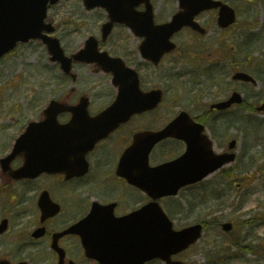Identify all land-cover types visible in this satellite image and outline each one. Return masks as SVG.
<instances>
[{
	"label": "rangeland",
	"instance_id": "rangeland-1",
	"mask_svg": "<svg viewBox=\"0 0 264 264\" xmlns=\"http://www.w3.org/2000/svg\"><path fill=\"white\" fill-rule=\"evenodd\" d=\"M250 1L228 0L236 9L242 8V12H239L241 14L240 27L231 30L228 44H223V56L214 52L203 56L194 53L187 56L190 59L189 63L185 60L176 61L173 66L166 63L158 75H151L149 80L151 82L153 80L154 84L160 85L165 90L164 103L159 111L142 117L137 122L160 128L182 109L189 108L199 115L208 110V103L229 95L234 89L240 91L247 102L245 109L237 110L241 118L252 114L249 112L251 104L264 102L262 79L257 78L260 80L258 86H250L242 83H229L230 78L228 80L226 75H223L222 81L216 80L217 84L214 85L207 82L202 73L210 65L218 62L220 65L222 60L236 59L241 64L237 65L246 66V69L250 71L260 70L264 75L263 43L250 44L244 50L238 48L243 45L248 33L252 40L258 37L264 39V9L260 8L255 0ZM156 6L159 17L165 21L176 10V1L156 0ZM49 14L55 23H63L56 32V36L72 49L80 43V39L93 34L90 32L99 35V24L105 17L104 13L99 10L85 11L82 0H60L50 9ZM251 15L254 20L253 32L246 31V27L243 28V23L245 25ZM66 26L69 27V31H65ZM120 32L117 30L113 35L127 34ZM216 33L217 30L214 28L202 40V44L209 50L217 49L214 45L218 47L222 45L216 38ZM255 33L257 36H252ZM190 36L189 33H184L180 35L179 41L184 43ZM247 51H253L251 57L247 56ZM231 64L228 65L226 62L224 74L228 72L230 75L231 71L227 69V66L231 68ZM50 66L52 67L48 64L46 49L39 42L19 47L0 62V157L1 154L10 150L13 140L30 120L39 116V112L49 100L62 97L66 89L72 86L71 82L66 83L61 79L57 67L50 68ZM77 71L81 75L77 84L80 90L78 93L88 91L90 95H93L92 111L96 112L97 109L105 106V104H99L100 102L109 101L110 97L107 95L111 91L108 90V79L101 75L91 74L86 68H80ZM191 73H197V82L192 81ZM252 117L264 121V115L253 113ZM215 120L218 119L212 118L207 124L215 142L216 151L220 152L231 138L237 139L239 142L237 162L231 166V169L215 173L203 185L183 190L178 197L172 200L171 207L168 206L169 202H166V207L165 202L162 205L173 218L176 227L199 221L209 223L200 242L182 255L184 261H193L198 264H214L218 261H224L221 264H264V133L248 136L245 131L239 130L240 123H233L236 127L229 128V130L227 124L223 128L218 126L212 132L211 126L214 125ZM256 126L255 122L252 123L253 128ZM124 145L125 143L115 142L100 149L95 162L93 179L99 183L103 175H108L109 179L105 182V186L96 188L97 194L117 197L120 192H123L120 202L122 208L124 207L127 211L130 207L137 206L135 201L139 199V193L129 187L121 186L117 178L112 175L113 167L116 161L118 163V157ZM164 155V147H159L153 153L152 160H161ZM186 199L191 200L192 207L187 204ZM77 204L78 199L73 195V187L70 185L65 197L69 219L79 210ZM118 213H121L120 209ZM78 217L70 219L69 223L77 220ZM224 221L234 223L235 229L231 234H224L217 225V222ZM236 240L239 241L240 247L233 246V241ZM73 246L70 241V247ZM71 248V253H78L76 248ZM222 253L229 258L216 256ZM70 256L79 260V254L77 257L71 254Z\"/></svg>",
	"mask_w": 264,
	"mask_h": 264
},
{
	"label": "water",
	"instance_id": "water-1",
	"mask_svg": "<svg viewBox=\"0 0 264 264\" xmlns=\"http://www.w3.org/2000/svg\"><path fill=\"white\" fill-rule=\"evenodd\" d=\"M49 1L55 3L57 0H0V58L12 50L18 42L39 38L48 47L52 55L51 61L60 63L64 73L70 72L72 60L85 63L97 62L98 64L104 62L105 65L109 58L107 59L106 54L98 52L94 37L86 42L85 48L71 58H66L59 40L43 34V32L54 30L50 24H45ZM179 1L181 11L174 15L171 22L160 26L153 25L150 0H85V4L88 9L101 7L107 10L109 21L102 27L104 36L108 35L114 24L125 23L140 35L147 37H152L154 33L161 35L165 42V52L172 50L170 37L183 26H191L194 30L205 33V30L201 29L199 24L194 21V17L203 10L220 7L219 25L221 27L230 26L235 22V11L221 2L212 0ZM143 3H146L148 11L147 14L140 15L135 9L136 6ZM90 47L91 49H89ZM102 59L107 60L101 62ZM123 66L122 64L121 67ZM105 70L113 72L114 81L119 88L114 104L99 116L92 118L87 110L89 102L85 98H82L76 106L52 100L43 111V119L31 121L15 140L9 155L1 159L4 171H11V162L15 158L21 157L23 165L12 172L16 179L35 178L42 173L66 172L70 176L80 174L85 171L86 154L92 150L99 139L106 136L119 124L128 121L134 114L151 110L159 104L162 91L142 92L134 70L124 68L126 79L122 82H118L119 70L112 71L111 67L110 69L105 68ZM233 78L257 84V81L246 72H238ZM242 102L241 94L234 92L228 100L213 106L218 109H226L233 104ZM258 111H264V104L258 107ZM64 112H71L72 118L68 123L61 124L58 121V116ZM183 115L186 114L183 113ZM180 122V120L174 121L159 132L148 131L136 135L133 146L124 156V162L133 158L132 163L136 164L134 151L138 150L141 153L138 164L142 170H146L147 179L142 182L140 173L134 178L129 176V179L130 182L148 191L154 202L123 218H112L114 231L110 234L101 231L95 235L88 230L85 231L87 234L85 247L88 256L100 258L102 264H144L146 260L158 257L164 259L167 264H185L173 261L171 255L198 241L202 235L203 226L197 224L181 231H174L172 222L157 200L162 196L176 195L182 186L200 181L220 167L231 163L235 159V154H215L212 150L213 144L203 137L206 139L204 149L207 159L200 166L191 168L189 165L182 166L181 161L180 163L177 161L150 167L148 156L152 148L157 142L168 136L180 137L181 134L175 127ZM102 124L107 128L100 130L99 126ZM197 130L201 135L203 127L198 125ZM235 146L236 141L234 140L231 142L230 148ZM187 156L183 158L184 161ZM113 207L114 205L111 206V210ZM93 221L94 219L90 224ZM223 227L226 231L232 229L230 223L224 224ZM79 228L80 225L77 224L71 227L68 232L81 233L84 236ZM108 235H111L110 239ZM99 247L100 249H98ZM109 253L115 255L114 262L108 259Z\"/></svg>",
	"mask_w": 264,
	"mask_h": 264
},
{
	"label": "flooded vegetation",
	"instance_id": "flooded-vegetation-1",
	"mask_svg": "<svg viewBox=\"0 0 264 264\" xmlns=\"http://www.w3.org/2000/svg\"><path fill=\"white\" fill-rule=\"evenodd\" d=\"M155 1L156 0H153V3ZM154 9L155 23H161L158 7L156 8L154 5ZM138 10L142 11L143 6L139 7ZM217 17L218 11L210 10L200 14L197 20L200 23L205 22L209 25V21L217 23ZM116 28L120 30L123 26H117ZM116 28L115 30H117ZM185 30L191 31L190 29ZM125 31L127 33L126 35L115 36L112 34L106 38V40H101L100 48L101 50L107 51L113 57H121L128 66L134 67L139 74L141 88L144 90L157 87L153 80L152 82L149 80L151 79V75H158L159 72L163 70L166 63L173 66L178 51L181 53L183 49L193 50L195 48V44L194 46L181 45L175 37L173 39L176 44L175 52L166 54L156 63L143 58L140 54V46L145 38L135 37L128 30ZM192 34L193 36L190 37L192 41L196 40L197 43L201 41L202 37L196 36L194 33ZM78 45L79 44L72 49L65 44L64 48L66 52L71 54L79 47ZM80 68H86V70L92 74L97 71L93 67H88L83 64H74V70ZM98 75L108 79V90L112 93L110 95L115 96V88L110 81L111 76L103 74ZM67 78L70 79V77ZM69 89L72 92L80 91L78 87L70 86ZM225 112L226 111L210 109L208 112L203 111L199 113V115L193 117H195L194 120L197 122L206 124L212 118L218 119ZM147 113L141 114V116ZM139 117L140 115L134 117L130 122L121 125L112 135L98 144L94 152L88 157L91 167L89 172L83 177L68 179L65 174H42L35 179L16 181V179L11 177L10 173L3 172L0 168V264H69V262L73 260L70 257L71 239H74L72 244L77 245L83 263L98 264L97 261L92 260L91 262V260L85 257V251L80 236L61 234L55 239L56 235L63 233V231L69 227L65 197L71 185L73 187V195L78 199L77 206L79 210L75 213L80 214L78 220H81L89 213L94 201L103 204L116 202L117 207H119V202L121 201L120 197L124 194L123 192H120L117 197L97 194L96 188H103L109 176L103 175L99 183L95 181L93 179V165H95L97 156L102 147L115 142L125 143L127 147L130 145L133 136L137 132L149 129L148 126H138L135 124V120ZM157 147H164V158H167L168 155L171 158H176L183 154L186 149V143L181 140L168 138L160 142L156 148ZM124 149L125 148H123V151ZM173 155L174 157H172ZM12 168L16 169V160L12 163ZM112 175L117 178L121 186L129 187L137 191L139 193L138 200L143 201L147 199L141 192L130 186L126 180L116 176V166ZM46 197H50L53 202L58 204L59 210L56 214H53L54 208L47 203ZM41 205H43L45 215H48L46 218L43 216ZM125 213H121L120 215ZM74 262L77 263L76 261Z\"/></svg>",
	"mask_w": 264,
	"mask_h": 264
},
{
	"label": "trees",
	"instance_id": "trees-1",
	"mask_svg": "<svg viewBox=\"0 0 264 264\" xmlns=\"http://www.w3.org/2000/svg\"><path fill=\"white\" fill-rule=\"evenodd\" d=\"M253 22H254V20L253 19H249L245 24L247 25V27L249 28V29H253L254 28V26H253ZM255 50V49H254ZM248 52V55L247 56H252V52L253 51H247ZM248 108V107H247ZM252 125V123H247L246 124V126L248 127V126H251ZM247 131V134L248 133H250L251 134V131H248V130H246ZM239 245V244H238Z\"/></svg>",
	"mask_w": 264,
	"mask_h": 264
}]
</instances>
